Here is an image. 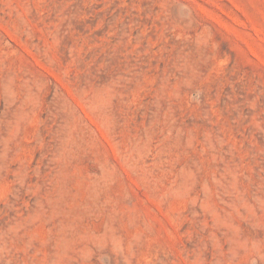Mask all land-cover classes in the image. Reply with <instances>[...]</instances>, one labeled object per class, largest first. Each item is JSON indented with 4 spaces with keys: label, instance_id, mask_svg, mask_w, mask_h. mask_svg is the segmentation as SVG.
<instances>
[{
    "label": "rangeland",
    "instance_id": "obj_1",
    "mask_svg": "<svg viewBox=\"0 0 264 264\" xmlns=\"http://www.w3.org/2000/svg\"><path fill=\"white\" fill-rule=\"evenodd\" d=\"M0 264H264V0H0Z\"/></svg>",
    "mask_w": 264,
    "mask_h": 264
}]
</instances>
